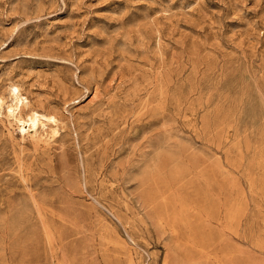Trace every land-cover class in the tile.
Listing matches in <instances>:
<instances>
[{
  "label": "rangeland",
  "instance_id": "1",
  "mask_svg": "<svg viewBox=\"0 0 264 264\" xmlns=\"http://www.w3.org/2000/svg\"><path fill=\"white\" fill-rule=\"evenodd\" d=\"M0 99V264H264V0H0Z\"/></svg>",
  "mask_w": 264,
  "mask_h": 264
},
{
  "label": "bare ground",
  "instance_id": "2",
  "mask_svg": "<svg viewBox=\"0 0 264 264\" xmlns=\"http://www.w3.org/2000/svg\"><path fill=\"white\" fill-rule=\"evenodd\" d=\"M10 97L12 103L6 106L7 113L23 139L42 137L52 126L57 125L58 120L54 114L42 113L37 108L29 109L25 116L21 115L20 107L27 99L22 95L20 87L14 83L10 85ZM2 101L0 99V105Z\"/></svg>",
  "mask_w": 264,
  "mask_h": 264
}]
</instances>
